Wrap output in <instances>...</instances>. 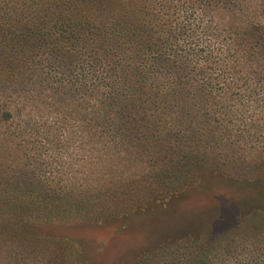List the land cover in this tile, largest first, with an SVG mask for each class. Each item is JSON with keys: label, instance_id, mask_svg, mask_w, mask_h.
<instances>
[{"label": "trees", "instance_id": "16d2710c", "mask_svg": "<svg viewBox=\"0 0 264 264\" xmlns=\"http://www.w3.org/2000/svg\"><path fill=\"white\" fill-rule=\"evenodd\" d=\"M260 2L0 0V264H92L79 230L117 227L201 183V162L186 156L148 184L150 200L95 187L136 138L143 146L169 119L199 118L217 73L233 75L264 53ZM218 3L231 10L228 31L196 18ZM57 130L78 145V170L46 154L47 146L56 151ZM101 156L108 159L91 168L88 158ZM134 181L127 178L131 194ZM228 238L170 247L172 264H216Z\"/></svg>", "mask_w": 264, "mask_h": 264}, {"label": "rangeland", "instance_id": "374dc122", "mask_svg": "<svg viewBox=\"0 0 264 264\" xmlns=\"http://www.w3.org/2000/svg\"><path fill=\"white\" fill-rule=\"evenodd\" d=\"M259 7V21H264V3ZM211 11H198L196 18L228 31L230 8L218 3ZM178 20H184V15L180 14ZM243 25L234 26L239 29ZM252 62L249 68L233 70V75L214 76L219 83L211 96L203 92L202 97L207 96L208 101L199 118L191 123L171 118L159 126L165 133H149L151 140L143 146L144 141L136 138L134 148L122 149L117 155L115 167L103 166L100 174L104 179L96 181L95 187L105 192L106 186H118L123 193L121 200L130 196L150 200L148 184L180 160L182 165L186 156L201 162V183L167 207L150 208L117 227L109 223L79 230L77 234L92 264H150L146 263L149 259L153 264H172L170 247L178 250L193 239L215 240L222 235L229 238L220 243L216 264H264V221L258 214L264 213V53ZM180 110L172 107L170 111ZM192 127L199 129L197 135L188 133ZM59 134L54 131L50 139L56 151L47 146L46 154L52 161L61 159L67 167L78 170L82 161L78 145L63 141ZM143 135L141 132L140 137ZM107 159L89 157L88 161L96 169L97 161ZM127 178L135 180L134 194ZM156 189L168 190L165 185Z\"/></svg>", "mask_w": 264, "mask_h": 264}]
</instances>
